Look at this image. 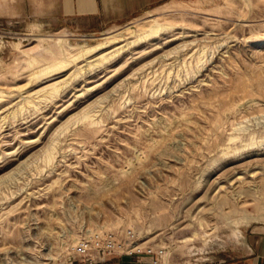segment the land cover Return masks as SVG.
Here are the masks:
<instances>
[{"label": "rangeland", "instance_id": "1", "mask_svg": "<svg viewBox=\"0 0 264 264\" xmlns=\"http://www.w3.org/2000/svg\"><path fill=\"white\" fill-rule=\"evenodd\" d=\"M60 14L0 0V264H59L109 230L135 235L122 260L239 252L264 223V0Z\"/></svg>", "mask_w": 264, "mask_h": 264}, {"label": "crops", "instance_id": "2", "mask_svg": "<svg viewBox=\"0 0 264 264\" xmlns=\"http://www.w3.org/2000/svg\"><path fill=\"white\" fill-rule=\"evenodd\" d=\"M164 1L60 0V15L64 22L85 17L99 24L116 23L131 19L152 7L161 5ZM241 239L239 252H231L225 248L218 249L214 252H205L192 262L195 264H264V223L249 226L242 233Z\"/></svg>", "mask_w": 264, "mask_h": 264}, {"label": "built area", "instance_id": "3", "mask_svg": "<svg viewBox=\"0 0 264 264\" xmlns=\"http://www.w3.org/2000/svg\"><path fill=\"white\" fill-rule=\"evenodd\" d=\"M134 236V233L127 231L122 239L118 231L109 230L102 237L83 238L76 243L71 256L59 264H195L169 260L162 247L143 251L146 259H120L123 253L132 254V251L128 250V242L132 241Z\"/></svg>", "mask_w": 264, "mask_h": 264}, {"label": "bare ground", "instance_id": "4", "mask_svg": "<svg viewBox=\"0 0 264 264\" xmlns=\"http://www.w3.org/2000/svg\"><path fill=\"white\" fill-rule=\"evenodd\" d=\"M179 7H181V4H176V3H173V4H163L161 7H159L157 10H160L161 12H167V11H174V10H178V8ZM153 23L150 25V27L147 29V30H145L146 32V34H144L147 38H148V36H150V35H155V33H157L159 30H161L160 29V27H161V24H159L156 20H153L152 21ZM163 26V25H162ZM168 27V26H167ZM139 34V33H138ZM138 34H136V35H138ZM140 35H143V34H140ZM140 35H138V36H140ZM151 37V36H150ZM139 38V37H138ZM141 38V37H140ZM146 39V38H145ZM106 43H107V41H101V42H97V43H95V44H92V45H88L87 47H85V48H80V49H76V52H75V54L78 56V57H80V56H82V57H85L86 55H90V54H93V53H97V52H99V51H101V49L102 48H104L105 46H107L106 45ZM125 45V44H124ZM124 46L123 45H121V46H118L117 47V50H122V49H124L123 48ZM66 64V63H65ZM68 64V63H67ZM234 202V199H233V196H231V197H229V196H225L223 199H222V202L220 203V202H218V201H216L215 200V203H214V205H219V204H224V203H233ZM258 204V203H257ZM256 204V205H257ZM236 207V206H235ZM259 207V210L260 211H263L264 210V203L262 204V205H259L258 206ZM233 208V207H232ZM255 208H256V206H255ZM235 209V208H234ZM241 212V211H240ZM236 213V212H235ZM258 213H259V211H258ZM224 214V213H223ZM239 214V213H238ZM240 214H242V213H240ZM261 214H263V212L261 213ZM29 218L30 219H33L34 217H31V215L29 216ZM227 218V217H226ZM244 218H246V217H244ZM207 232V231H206ZM205 231H201V234H204V233H206ZM199 234V232H194V235L196 236V235H198ZM94 237V236H93ZM72 238L73 239H75L74 238V236H72ZM76 239H79V238H76ZM79 241V240H78ZM76 246V243H75V245H74V247Z\"/></svg>", "mask_w": 264, "mask_h": 264}]
</instances>
